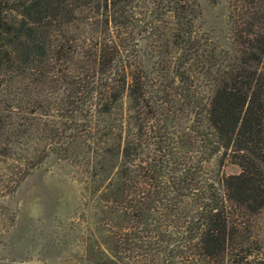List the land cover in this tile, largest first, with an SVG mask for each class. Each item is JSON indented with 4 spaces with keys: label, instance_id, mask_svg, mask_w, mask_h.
I'll return each instance as SVG.
<instances>
[{
    "label": "trees",
    "instance_id": "16d2710c",
    "mask_svg": "<svg viewBox=\"0 0 264 264\" xmlns=\"http://www.w3.org/2000/svg\"><path fill=\"white\" fill-rule=\"evenodd\" d=\"M229 7L219 66L196 0H0V195L54 156L111 223L93 263L264 264V0Z\"/></svg>",
    "mask_w": 264,
    "mask_h": 264
},
{
    "label": "rangeland",
    "instance_id": "374dc122",
    "mask_svg": "<svg viewBox=\"0 0 264 264\" xmlns=\"http://www.w3.org/2000/svg\"><path fill=\"white\" fill-rule=\"evenodd\" d=\"M196 1L200 33L209 40L219 66L229 63L234 55L229 0ZM139 48L143 70L149 74L157 68L159 59L145 40L139 41ZM255 69L264 74V59ZM122 105L125 113L127 101ZM116 119L114 114L104 116L101 124L110 126ZM6 167L0 161V170ZM203 168L214 181L240 171L222 154L213 156ZM83 181L77 169L50 156L13 193L0 195V264H96L90 253L105 250L103 243L109 240L111 223L106 225L107 215L100 213V202ZM258 222L264 226V212ZM258 235L262 238L264 230Z\"/></svg>",
    "mask_w": 264,
    "mask_h": 264
}]
</instances>
